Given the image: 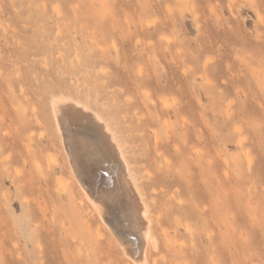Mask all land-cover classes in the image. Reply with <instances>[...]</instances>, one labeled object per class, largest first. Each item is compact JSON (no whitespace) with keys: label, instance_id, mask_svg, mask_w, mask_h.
I'll list each match as a JSON object with an SVG mask.
<instances>
[{"label":"rangeland","instance_id":"obj_1","mask_svg":"<svg viewBox=\"0 0 264 264\" xmlns=\"http://www.w3.org/2000/svg\"><path fill=\"white\" fill-rule=\"evenodd\" d=\"M53 95L121 142L157 241L143 264H264V0H0V264H132L77 193ZM54 152L47 178L23 161Z\"/></svg>","mask_w":264,"mask_h":264},{"label":"bare ground","instance_id":"obj_2","mask_svg":"<svg viewBox=\"0 0 264 264\" xmlns=\"http://www.w3.org/2000/svg\"><path fill=\"white\" fill-rule=\"evenodd\" d=\"M86 95L89 93L86 92ZM49 101L54 134L78 195L87 202L90 210L97 212L101 222L107 225L130 263L143 264L151 256L156 261L155 256L150 253L152 245L157 246L150 209L137 178L130 173L126 152L113 127L78 97L53 95ZM22 139L27 150L31 134H25ZM54 156L55 152L47 157L45 165L41 163L42 157L24 156L23 161L34 163L37 168L44 167V176L47 178L52 173L55 174L51 172L56 168ZM14 173V181L24 180L25 177H20L18 170L15 169ZM96 176L100 178L96 179ZM57 178L59 180V176H56L52 181L55 182ZM60 180L55 186L61 194H65V185ZM22 199L27 201L26 198ZM111 206L116 209V213L109 211ZM69 219L75 224L83 220L79 225L84 229L92 226L88 223L85 212L70 216ZM95 232L98 236L101 235V227L97 225Z\"/></svg>","mask_w":264,"mask_h":264}]
</instances>
